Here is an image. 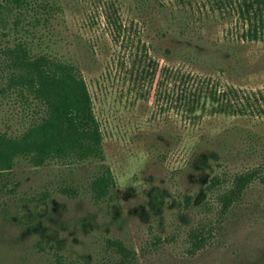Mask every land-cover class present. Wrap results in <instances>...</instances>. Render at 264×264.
<instances>
[{"label":"rangeland","instance_id":"rangeland-1","mask_svg":"<svg viewBox=\"0 0 264 264\" xmlns=\"http://www.w3.org/2000/svg\"><path fill=\"white\" fill-rule=\"evenodd\" d=\"M242 1L0 5V136L45 116L12 86L10 52L23 45L76 68L102 138L101 158L18 157L0 175V264H119L113 242L126 264H264V36L243 37ZM189 91L200 96L191 110L178 101ZM254 170L222 213L231 179ZM105 173L112 185L96 199L91 184ZM196 231L207 236L200 249Z\"/></svg>","mask_w":264,"mask_h":264},{"label":"trees","instance_id":"trees-1","mask_svg":"<svg viewBox=\"0 0 264 264\" xmlns=\"http://www.w3.org/2000/svg\"><path fill=\"white\" fill-rule=\"evenodd\" d=\"M20 1L0 0V5L19 4ZM237 11L247 23L243 37L252 41L261 39L264 36V0H243ZM10 54L17 72L12 86L20 87L34 97L45 108V116L19 138L0 136V175L10 171L18 157L29 159L35 166L51 159L86 161L101 158L102 138L92 99L76 68L46 56L32 58L23 45H18ZM199 98V94L189 91L178 101L191 110L194 104L198 105ZM233 107L239 113L245 111L243 104ZM259 175L254 170L234 176L230 187L218 197L221 212L227 213ZM215 183L218 180L214 179L212 185ZM111 185L112 178L105 173L92 182L91 190L96 199H101ZM190 240L194 249H200L207 236L203 231H196ZM113 245L123 253L119 264H126L124 246L120 242H113Z\"/></svg>","mask_w":264,"mask_h":264}]
</instances>
